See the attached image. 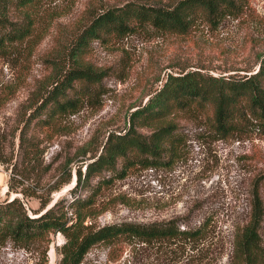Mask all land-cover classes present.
Here are the masks:
<instances>
[{
    "label": "rangeland",
    "instance_id": "374dc122",
    "mask_svg": "<svg viewBox=\"0 0 264 264\" xmlns=\"http://www.w3.org/2000/svg\"><path fill=\"white\" fill-rule=\"evenodd\" d=\"M129 2L151 0H41L36 43L30 49L18 44L0 55V202L18 197L29 215L39 210V200L23 197L17 182L10 181L14 192L7 193L12 165L20 161V129L31 106L69 67L68 50L76 36L99 13ZM19 17L13 8L10 18ZM263 56L264 0H251L240 18L226 17L215 27L203 22L187 35L145 27L125 38L94 42L85 61L106 77L88 93L82 84L76 85L70 97L81 100L79 108L62 116L59 132L40 147L42 166H49L42 191L71 174L69 183L51 193L49 207L72 197L78 168L92 161L93 152L102 150L110 134L126 132L131 114L148 102L169 74L200 70L240 78L257 71ZM178 120L184 144L173 162L150 168L137 165L124 178L105 172L91 181L93 188L100 179L109 181L96 197L102 213L93 223L178 220L188 228L208 223L207 239L197 245L128 247L123 253L97 245L84 264H234V228L248 220L257 189L264 205V128L251 125L236 137L221 140L205 121L185 116ZM139 131L150 134L147 128ZM42 136L39 133L38 138ZM25 186L30 188L33 182ZM94 190L76 193L85 198ZM260 236L264 252V218ZM64 242L62 234L53 236L48 264L60 263ZM39 260L33 250L11 244L0 247V264H39Z\"/></svg>",
    "mask_w": 264,
    "mask_h": 264
},
{
    "label": "trees",
    "instance_id": "16d2710c",
    "mask_svg": "<svg viewBox=\"0 0 264 264\" xmlns=\"http://www.w3.org/2000/svg\"><path fill=\"white\" fill-rule=\"evenodd\" d=\"M40 1L0 0V55L18 44L25 43L30 49L36 43ZM250 1L129 2L95 16L71 44L67 55L69 67L58 74L52 88L31 106V112L20 129V161L12 165L7 193L14 192L10 184L13 180L22 187L20 194L23 197H35L40 206L38 211L29 215L18 197L0 202V247L11 244L22 250H33L40 256L39 264H48L53 236L62 234L65 242L59 248V264H84L87 254L97 245L123 253L128 247L135 250L137 247L197 245L206 240L208 223L197 228H188L185 222L178 220L98 226L93 220L102 212L97 209L96 197L109 181L100 179L96 188L91 186V181L105 172L124 178L137 165L150 168L173 162L184 144L179 117L207 122L221 140L236 137L251 125L264 128V56L258 62L257 71L240 78L212 76L200 70L169 74L148 102L131 114L126 132L110 134L102 150L93 152L92 161L84 162L78 168L72 197L59 199L52 207H49L51 193L69 183L71 174L55 182L48 192L42 191L41 180L49 172V166H42L43 149L40 147L59 132V119L79 108L81 100L70 97L76 85L82 84L88 93L106 77L105 72L85 61L94 42L108 43L145 27L187 35L203 22L215 27L226 17L240 18L249 8ZM13 8L19 12L18 20L10 18ZM140 128L149 129L150 134L141 133ZM39 133L43 135L41 139ZM82 155L86 156L87 151ZM29 181L33 182L30 188L25 186ZM79 189L95 190L83 198L77 196ZM252 203L248 220L234 228V264H264L260 236L264 205L258 189L253 194Z\"/></svg>",
    "mask_w": 264,
    "mask_h": 264
}]
</instances>
